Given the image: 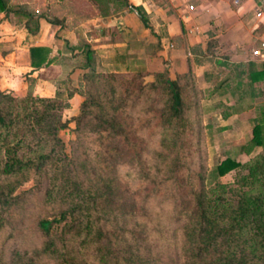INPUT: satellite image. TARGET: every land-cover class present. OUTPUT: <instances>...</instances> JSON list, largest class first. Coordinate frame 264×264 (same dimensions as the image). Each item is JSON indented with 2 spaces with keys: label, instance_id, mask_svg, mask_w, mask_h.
Segmentation results:
<instances>
[{
  "label": "rangeland",
  "instance_id": "1",
  "mask_svg": "<svg viewBox=\"0 0 264 264\" xmlns=\"http://www.w3.org/2000/svg\"><path fill=\"white\" fill-rule=\"evenodd\" d=\"M220 24L224 32V21ZM216 29L208 27L207 53L227 56L230 42L224 33L216 37ZM244 48L250 50L252 46ZM189 71V76L177 78L183 100L180 124L184 128L180 147L173 152L182 156L178 168L168 165L161 145L169 94L160 70L117 72L106 81L83 77L79 90L87 96L85 115L78 126L71 121L60 130L64 144L60 159L45 138L33 136L23 143V151L32 155L48 152L51 157L44 163L41 179L33 169L27 174L17 189L24 191V198L3 213L0 254L7 264H23L41 247L44 236L38 221L51 218L69 202L66 189L70 183L62 185L67 177L97 192L102 225L119 250L115 264L182 263L181 227L194 219V197L207 190L210 170L227 156L249 162L262 151L255 147L244 153L243 145L251 135L250 119L244 120L246 124L235 121L239 118L226 123L219 114L223 106L217 103L223 96L209 102L199 99L194 89L199 88L198 80L190 69L185 73ZM218 77L223 79L226 73ZM67 90H63V97ZM262 90L259 104L264 100ZM261 111L254 108L252 112L259 117ZM67 116L62 110V118ZM62 163L60 177L55 171ZM235 174L231 170L218 180L233 182ZM81 239L82 235L71 236L65 250L76 262L101 264L93 252L94 245L81 243ZM37 263L55 264L47 258H38Z\"/></svg>",
  "mask_w": 264,
  "mask_h": 264
},
{
  "label": "crops",
  "instance_id": "2",
  "mask_svg": "<svg viewBox=\"0 0 264 264\" xmlns=\"http://www.w3.org/2000/svg\"><path fill=\"white\" fill-rule=\"evenodd\" d=\"M126 1L128 6L120 10L109 2L110 13L102 15L93 0H10V6H28L38 14L37 30L28 32L16 6L0 11V91L52 97L79 90L89 72L155 68L166 69L174 78L190 69L199 88L211 91L202 101L223 96L217 102L223 106L222 119L229 123L239 118L235 121L244 124L250 119L251 131L259 118L253 109H264V100L258 102L264 88V56H253L244 46L253 48L264 39V0ZM222 21L224 32L218 27ZM208 27L217 28L218 38L225 34L230 42L227 56L207 53ZM32 48L41 50L31 54ZM32 60L41 63L33 66ZM250 70L257 73L255 80L249 79ZM221 73L226 77H218ZM81 101L75 91L63 109L67 118L78 113Z\"/></svg>",
  "mask_w": 264,
  "mask_h": 264
},
{
  "label": "trees",
  "instance_id": "3",
  "mask_svg": "<svg viewBox=\"0 0 264 264\" xmlns=\"http://www.w3.org/2000/svg\"><path fill=\"white\" fill-rule=\"evenodd\" d=\"M9 1L0 0V11L7 13L16 6L15 11L21 12L28 32L34 33L37 30L38 14L28 6L16 4L12 7ZM93 1L97 3L102 15L110 13L109 2H113L114 10L128 6L126 0ZM139 13L147 25L146 16ZM194 48L191 47L192 50ZM39 50L41 48H32L31 54ZM40 63L31 61L33 66ZM190 73L171 78L167 70L159 72L169 94L161 145L164 157L172 168H178L182 163L180 153L173 152L180 147V136L184 133L180 124L183 100L177 78L187 77ZM116 74L89 72L84 77L106 81ZM256 74L250 70L249 79L255 80ZM194 89L199 99L208 97L211 92L207 89ZM75 91L83 97L79 112L63 119L62 110ZM86 102L85 93L76 88L67 90L65 97L62 92L45 97L32 93L16 96L8 91H0V227L5 216L3 213L24 198V191H17L22 180L32 169L38 172V178L41 179L44 163L51 157L48 152L32 155L23 151V143L33 136L40 140L45 138L60 159L59 153H63L64 144L59 132L67 128L71 121L76 126L80 124L85 115ZM250 132L242 150L249 154L255 147H261L262 151L249 162H240L229 156L220 160L210 170L211 182L207 190L194 197L195 217L181 227V264H264V109L259 118L254 120ZM63 168L62 163L59 171H55L60 177H63ZM231 170L236 171L233 182L218 180ZM64 182L68 185L70 183L66 189L69 202L51 218L38 221L44 236L43 243L37 251L27 256L23 264H40L37 263L38 258L50 259L55 264H84L76 262L65 250L67 240L75 235H82L81 243L94 245L93 252L101 264L110 261L115 264V253L119 250L110 242L108 232L102 225L97 192L91 187H80L69 177L63 179L62 185ZM0 264H7L2 254Z\"/></svg>",
  "mask_w": 264,
  "mask_h": 264
},
{
  "label": "built area",
  "instance_id": "4",
  "mask_svg": "<svg viewBox=\"0 0 264 264\" xmlns=\"http://www.w3.org/2000/svg\"><path fill=\"white\" fill-rule=\"evenodd\" d=\"M250 53L253 56H264V39L260 40L257 46L251 48Z\"/></svg>",
  "mask_w": 264,
  "mask_h": 264
}]
</instances>
